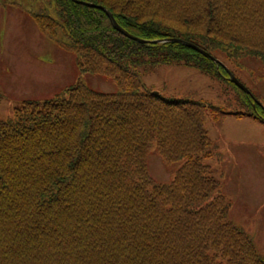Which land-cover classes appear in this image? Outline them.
Returning a JSON list of instances; mask_svg holds the SVG:
<instances>
[{
	"label": "trees",
	"instance_id": "1",
	"mask_svg": "<svg viewBox=\"0 0 264 264\" xmlns=\"http://www.w3.org/2000/svg\"><path fill=\"white\" fill-rule=\"evenodd\" d=\"M27 0L25 12L83 75H102L118 91L77 81L41 103L25 101L0 122V264H264L252 239L229 221L230 204L204 159L213 145L206 113L222 110L155 95L143 73L183 66L224 70L181 44L240 66L264 68V0ZM228 82V81H227ZM241 113L264 124L237 87ZM2 95L0 94V103ZM155 148L183 161L168 184L149 175Z\"/></svg>",
	"mask_w": 264,
	"mask_h": 264
},
{
	"label": "rangeland",
	"instance_id": "2",
	"mask_svg": "<svg viewBox=\"0 0 264 264\" xmlns=\"http://www.w3.org/2000/svg\"><path fill=\"white\" fill-rule=\"evenodd\" d=\"M27 0H0V122L24 101L39 103L81 81L98 93H115V82L102 75H83L74 58L48 40L25 12ZM215 57L260 101L264 109V68L252 58L228 61ZM143 82L169 101L191 99L223 111L218 121L207 114L204 129L214 147L203 164L212 169L221 194L230 204V220L249 235L264 256V125L241 112L233 88L223 78L193 68L158 66L144 71ZM263 78V81L261 80ZM151 178L170 182L182 162L166 164L156 152L147 159Z\"/></svg>",
	"mask_w": 264,
	"mask_h": 264
},
{
	"label": "water",
	"instance_id": "3",
	"mask_svg": "<svg viewBox=\"0 0 264 264\" xmlns=\"http://www.w3.org/2000/svg\"><path fill=\"white\" fill-rule=\"evenodd\" d=\"M73 1H74V0H73ZM74 2H75V3H78V4H82V5L87 6V7H90V8H97V9L103 11L104 14L107 16V18L109 19L110 24L112 25V27H113L117 32H119L120 34H122L124 37H126V38H128V39H131V40H133V41H136V42H139V43H142V44L144 43L143 41H140V40H138V39H136V38L130 36L127 32H125L124 30H122V29L116 24V22H115V20L113 19L112 15H111L106 9H103V8H100V7H96V6L92 5V4L79 3V2H77V1H74ZM170 42H172V43H180V44H183V45H185L186 47L191 48V49L195 50L196 52L200 53V54L203 55L205 58L211 59L213 62L216 63V61H215L214 59L210 58L209 55H207V54H205L204 52L200 51L198 48L194 47L193 45H190V44L184 43V42H182V41H178V40H172V41H170ZM229 76H230V81H231L233 84H235V85L238 86L240 89H242L243 91H245V89H244V88H243V87L237 82V80H236L232 75L229 74Z\"/></svg>",
	"mask_w": 264,
	"mask_h": 264
}]
</instances>
